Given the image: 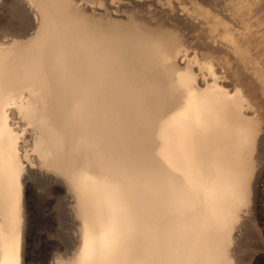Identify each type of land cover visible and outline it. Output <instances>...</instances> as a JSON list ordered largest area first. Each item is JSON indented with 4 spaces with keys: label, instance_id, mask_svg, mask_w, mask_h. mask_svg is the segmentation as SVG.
<instances>
[{
    "label": "bare ground",
    "instance_id": "6f19581e",
    "mask_svg": "<svg viewBox=\"0 0 264 264\" xmlns=\"http://www.w3.org/2000/svg\"><path fill=\"white\" fill-rule=\"evenodd\" d=\"M36 230L45 264H264V0H0V264Z\"/></svg>",
    "mask_w": 264,
    "mask_h": 264
},
{
    "label": "rangeland",
    "instance_id": "374dc122",
    "mask_svg": "<svg viewBox=\"0 0 264 264\" xmlns=\"http://www.w3.org/2000/svg\"><path fill=\"white\" fill-rule=\"evenodd\" d=\"M42 208L40 209V207H39V212H43V213H38V217H37V221L36 222H38L37 223V228H38V230H40V229H43L42 231L44 232V230H47L48 228L47 227H45L44 228V226H49L48 224H50L49 222V220H48V218L50 219V216H48V218L46 217L47 215H46V213H47V211H45V209H44V207H43V205L41 206ZM44 210V211H43ZM44 212H45V215H43L44 214ZM40 214H42L41 216H39ZM46 217V218H45ZM42 222V223H41ZM39 223H41L40 225H39V227H38V224ZM47 224V225H46ZM43 225V226H42ZM43 227V228H40V227ZM38 230H36V234H35V239H34V244H33V246H34V251H33V256L35 257L34 258V262H33V264H45L46 263V261H47V258H48V255H49V253H50V251H51V249L53 248V247H56L57 245L58 246H60L57 242H53V243H55L54 245H52L51 243V241H49V240H44V238H45V233H47V232H45V233H42V231H38ZM48 231V230H47ZM38 232V233H37ZM40 233V234H39ZM39 234V235H38ZM41 239V240H40ZM39 241H40V243H39ZM44 241H45V243H44ZM55 241V240H54ZM37 242V243H36ZM46 242H49L48 244L46 243ZM39 243V244H38ZM44 243V244H43ZM38 244V245H37ZM41 244V245H40ZM57 244V245H56ZM37 246H39L38 247V250H39V252H38V250H35L36 248H37ZM53 246V247H52ZM35 251H37V252H35ZM37 253V254H36ZM36 254V255H35ZM36 259V260H35ZM36 261H37V263H36Z\"/></svg>",
    "mask_w": 264,
    "mask_h": 264
}]
</instances>
